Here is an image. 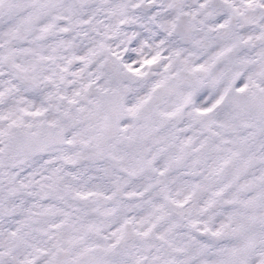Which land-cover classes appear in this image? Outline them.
Wrapping results in <instances>:
<instances>
[{"label": "snow or ice", "instance_id": "snow-or-ice-1", "mask_svg": "<svg viewBox=\"0 0 264 264\" xmlns=\"http://www.w3.org/2000/svg\"><path fill=\"white\" fill-rule=\"evenodd\" d=\"M0 264H264V0H0Z\"/></svg>", "mask_w": 264, "mask_h": 264}]
</instances>
